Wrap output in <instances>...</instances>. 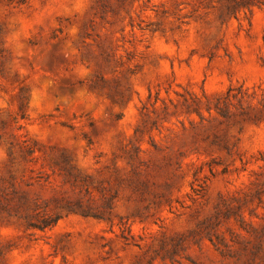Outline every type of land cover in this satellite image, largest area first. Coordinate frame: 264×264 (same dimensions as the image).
Here are the masks:
<instances>
[{
    "label": "rangeland",
    "instance_id": "1",
    "mask_svg": "<svg viewBox=\"0 0 264 264\" xmlns=\"http://www.w3.org/2000/svg\"><path fill=\"white\" fill-rule=\"evenodd\" d=\"M0 264H264V0H0Z\"/></svg>",
    "mask_w": 264,
    "mask_h": 264
},
{
    "label": "trees",
    "instance_id": "2",
    "mask_svg": "<svg viewBox=\"0 0 264 264\" xmlns=\"http://www.w3.org/2000/svg\"><path fill=\"white\" fill-rule=\"evenodd\" d=\"M59 217H56L53 221H51L50 223H54L56 222V220L58 219ZM48 225V224H47Z\"/></svg>",
    "mask_w": 264,
    "mask_h": 264
}]
</instances>
